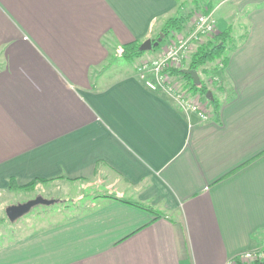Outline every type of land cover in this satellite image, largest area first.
Listing matches in <instances>:
<instances>
[{"label":"crops","instance_id":"obj_1","mask_svg":"<svg viewBox=\"0 0 264 264\" xmlns=\"http://www.w3.org/2000/svg\"><path fill=\"white\" fill-rule=\"evenodd\" d=\"M184 1L0 0V192L39 180L49 197L98 176L117 193L0 249V264H226L264 248V0L213 5L230 50L198 72L219 114L190 93L207 121L137 65L112 70Z\"/></svg>","mask_w":264,"mask_h":264},{"label":"rangeland","instance_id":"obj_2","mask_svg":"<svg viewBox=\"0 0 264 264\" xmlns=\"http://www.w3.org/2000/svg\"><path fill=\"white\" fill-rule=\"evenodd\" d=\"M219 2H221V0H213L214 7H217ZM204 8L205 7L202 6V8L196 9L195 6L192 4L191 0H185L180 7V13H182V15L184 16L191 15V19L189 20L190 22L192 20L193 21L195 20V17L198 13H204L205 10ZM184 33L185 32L183 30L182 31L174 30L169 35H166L164 33V28H163L162 31H160V33L157 36H155L154 39L151 40H153V42H157L160 35L163 34L165 35L164 38L165 41L163 40L160 45H162L161 47H165V44L166 45L168 44L167 41H170L175 36H182ZM207 42L208 41H204L203 44ZM142 44L143 43H141L140 46ZM198 47L194 50L191 59L193 55L196 53ZM159 48L157 47L156 49H153V51L151 52H144V55H148V56L134 59L133 61L125 60L121 53L119 55L117 54L115 59L116 62H114L113 64L114 66L112 70L119 69L120 67H122L123 69H132V67L135 64L137 65L135 66V68L138 71L139 65H142L143 62L144 63L151 62L159 59V57L162 54L161 53L159 54L158 51L157 54L155 53L156 50ZM229 50H230V46L228 44L226 54L229 53ZM191 59L186 61L184 66H188L190 64ZM218 64H220V62L216 61V63H213L211 66L212 67L218 66ZM172 70H178V69H172ZM207 70L208 72H206V76L210 77V75L212 74L211 73L212 69H207ZM171 72H170L172 78L171 81L172 84L175 86L174 89L180 88L183 89L184 91H188L191 93L189 89L183 88L184 85L187 83V81L182 79L180 76L172 75ZM201 74L205 75L203 73ZM40 184L27 189L17 186L15 188H8L7 191L0 192V249L16 244L17 242L25 238L27 235H30L32 232L39 230L44 226L56 224L59 220L70 218L71 215L74 214L73 212L74 208H78L77 211L78 213L82 212L84 208L92 205L95 198L100 195H107L108 193L117 195V193L114 192V189L108 190L106 188H103L102 178H99L98 176L89 183L75 182L74 184L73 183L55 184V186L53 187L54 194L49 197L47 195L43 197L41 196L45 191L51 188V186L40 185ZM38 195H41L40 197L45 200L50 199L52 201H55V204L51 206H36L28 214L20 218L18 221L14 223L9 221V219L6 216V209L8 207L27 203L31 200H34L35 197H37ZM62 215L64 216V218H61Z\"/></svg>","mask_w":264,"mask_h":264},{"label":"built area","instance_id":"obj_3","mask_svg":"<svg viewBox=\"0 0 264 264\" xmlns=\"http://www.w3.org/2000/svg\"><path fill=\"white\" fill-rule=\"evenodd\" d=\"M218 34L217 22L213 12L198 13L188 34L175 36L168 41L159 59L143 62L138 72L144 85L153 92L166 90L189 110L195 112L203 121L208 120L207 107L200 97L192 96L183 89H174L171 70H183L185 63L204 41L213 40ZM172 85V86H171ZM264 261V248L244 251L232 256L226 264H255Z\"/></svg>","mask_w":264,"mask_h":264},{"label":"trees","instance_id":"obj_4","mask_svg":"<svg viewBox=\"0 0 264 264\" xmlns=\"http://www.w3.org/2000/svg\"><path fill=\"white\" fill-rule=\"evenodd\" d=\"M191 1L193 2L196 9L202 8V6H204L205 7L204 13H210L213 10L212 0H191ZM190 19H191V15L180 16L169 19L165 23L164 33L166 35H169L174 30L182 31L184 29V26L189 22ZM229 36H230L229 32L227 31L223 32L219 34L214 40L208 41L207 43L202 44L200 47H198L196 53L193 55L190 61V64L187 66V69L196 72H201L206 75V72H208V70L205 68L208 64H213L216 63V61H218L220 62V64L224 65L227 61L226 50L228 47V39L230 38ZM161 46L162 45H159L158 48ZM139 48H140V44L137 42L123 46L122 49L123 58L128 61H133L134 59L141 58L144 55V52H140ZM171 73L172 75L180 76L182 79L186 80L189 86V91L201 95L207 94L208 89L206 88V86L203 83L200 86L195 85L190 76L183 74V70H172ZM210 104L213 107L214 114L217 116L219 114V105L217 101L214 99L210 101ZM44 182L45 181H39V180L34 181L22 188L27 189ZM15 187H17V185L15 184L14 180H12L10 183V188H15ZM135 205L142 209L145 208V206L141 204L136 203ZM146 209L151 213H153L155 216L159 217V214L154 210H152L151 208H146ZM255 264H264V261Z\"/></svg>","mask_w":264,"mask_h":264},{"label":"water","instance_id":"obj_5","mask_svg":"<svg viewBox=\"0 0 264 264\" xmlns=\"http://www.w3.org/2000/svg\"><path fill=\"white\" fill-rule=\"evenodd\" d=\"M165 35L161 34L158 38L157 42H153V40L148 39L145 41L139 48L140 52H151L154 48L158 47L162 41L164 40ZM183 74L188 75L192 78L195 85L200 86L201 80L198 72L185 69L183 70ZM206 98L210 101L213 100V95L211 92H207ZM55 204V201L45 200L41 197H38L34 200H31L24 204L13 205L6 209V216L10 222L14 223L18 221L20 218L28 214L34 207L36 206H51Z\"/></svg>","mask_w":264,"mask_h":264}]
</instances>
